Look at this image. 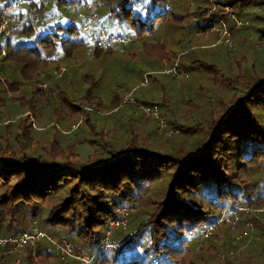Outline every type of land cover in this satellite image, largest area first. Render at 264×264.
<instances>
[{"label": "trees", "instance_id": "1", "mask_svg": "<svg viewBox=\"0 0 264 264\" xmlns=\"http://www.w3.org/2000/svg\"><path fill=\"white\" fill-rule=\"evenodd\" d=\"M79 1L86 0H0V9L13 6L14 10L8 14L15 16L5 22L6 31L0 30V36L15 34L17 37L6 47L0 43V238H15L36 225L53 238L63 237L83 254L93 255L88 264H97L95 258L104 245L105 230L110 221L118 218L117 210L141 199L147 184L165 173L167 181L162 198L152 207L149 204L139 213L135 211V216L130 215L129 223L134 227L119 242L116 241L117 249L107 248L112 249L109 251L113 254L109 262L233 264L227 258H222L224 263L220 261L224 251L228 254V247L222 240H226V233L239 232L243 223L216 225L215 222L222 209L239 205L264 207V67L257 68L245 56L235 57L237 71L244 74L243 71L247 70L251 75L239 95H231L224 102L218 101L224 112L215 118H212L210 107L202 109L198 119L183 117L182 114L198 112L199 104L189 103V100L182 101L184 107L180 108L178 103L171 104L163 97L159 102L138 99L159 106L168 126L174 127L176 133L180 132L181 137L177 140L158 133L153 121L144 118L134 106L119 107L122 97L117 96H112L109 104L103 105L98 96L77 95L72 99L77 101V107L64 111L62 119L53 120V115L47 116V112L57 115L55 107L38 110L37 106L43 100L44 83H53V90L62 83L64 68L58 67L53 76L45 73L50 61L60 59L56 51L69 48L63 57H70L75 54L72 49L92 47L98 51L115 42L101 39L96 31L99 27L94 24L96 21L86 22L87 14L76 25L69 10ZM110 1L109 15L115 10L125 17L129 15V0ZM254 1L259 0L226 2L240 8ZM12 26L16 27L12 29ZM83 26L88 29L83 31ZM92 35H95L94 42L90 41ZM101 42L105 43L104 46ZM180 59L178 57L175 62L186 71ZM227 59H221L224 66H227ZM186 62L201 65L195 59H186ZM202 69L211 68L202 64ZM211 70L210 88L228 89L222 82L223 72ZM158 73L145 72V75L150 80ZM55 74L58 79H54ZM21 88L29 89L30 97L18 100L25 103H22L24 108L20 115L8 117L6 103L14 102L10 95L19 93ZM143 88L146 87L136 91ZM204 89L202 86L197 89L202 90L203 97L206 96ZM57 92L61 94L59 90ZM44 94L51 95L48 91ZM43 101L49 103L47 99ZM93 110L96 116L92 119L90 113ZM78 112L80 118L74 121L72 116ZM118 112L128 120L127 123L122 124L116 119L101 120L103 116ZM136 113L140 114L139 118ZM61 120L66 128L59 131L57 126ZM44 123H53L50 126L53 129L45 128ZM79 128L82 137H77L74 144L69 142L71 139L67 136ZM116 131L123 136L119 139L113 137ZM155 132L164 137L157 147L152 145ZM193 133L199 136L194 139ZM90 135L92 138H88ZM54 137L59 139V145ZM83 144L90 148L87 153L81 151ZM254 173H261L260 181L251 180ZM201 195H207L205 204L197 201ZM249 219L259 237L247 243L246 238L238 239L245 248L238 254L237 264H245V258L239 256L245 251L255 254L250 255L255 259L264 254V212ZM210 225L209 235L203 236L201 231ZM186 235L211 239L215 246L204 250L202 241H199L193 247L198 254L193 255ZM37 243L34 247L23 246L17 264H51L49 257L54 254V259L58 258L52 249ZM137 246L141 249H136ZM7 250L9 245L0 246V264H14L16 257L11 259L14 253H6ZM3 254L7 257L3 258ZM122 254L127 256L117 259ZM58 259L61 262L53 264L65 263Z\"/></svg>", "mask_w": 264, "mask_h": 264}, {"label": "rangeland", "instance_id": "2", "mask_svg": "<svg viewBox=\"0 0 264 264\" xmlns=\"http://www.w3.org/2000/svg\"><path fill=\"white\" fill-rule=\"evenodd\" d=\"M226 1L227 0H129L130 10L127 12L129 14L127 17L122 15L119 11L116 12V10L114 14L109 15L108 11L112 6L110 0L79 1L78 5L69 10L71 12L70 15L75 17L74 21L76 25L78 26L81 23L86 14L88 16H86L87 18L93 15V20L96 21L94 24L101 29L103 28L107 35H112L114 38L110 37L113 38L115 42L111 43L109 48H102L98 51L93 50L92 47H86L85 50L77 49L76 51L72 49L75 54L70 57H63L69 51V48L57 50L56 52H58L60 59L50 61L46 66L47 70L45 73L49 72L50 76H53V73L58 67L64 68L63 72L65 74L60 80L62 83L57 88L61 94L57 92V90L51 89L53 83H44L42 89L44 92L48 91L51 95L44 94V92V95L41 94L43 100L47 99L49 103L40 100V106H37L38 110L42 107L51 109L55 107L57 110V113H55L57 115H54L52 112H47V116L53 115V120H60L64 117V111L66 112L67 110L77 107V101L72 99L77 95L82 96L84 94H89L94 97L98 96L102 100L103 105L109 104L112 96H117L119 98L123 97L125 92H129L133 85L142 80L146 71L154 70V72L159 73L152 75L150 80L147 79L149 84L144 86L146 88L133 92L131 94L132 98L159 102L160 98L163 97L168 99L171 104L178 103L180 108L184 107L182 101L189 100V103L195 102L199 104L196 114L190 113L191 115H188L180 112L183 117L191 116V118L198 119L200 117V111H203L202 109L206 107L211 108L213 114L212 118L222 114L224 109L222 105L217 104L218 101L224 102V100L231 95L232 97L239 95V91L243 85L248 82L251 75V73L248 74L247 70L243 71L244 74L237 71L234 63L235 57L239 55L245 56L249 58L257 68L262 69V67H264V0H259L258 2L254 1L251 5L240 8ZM11 10L13 11L14 8L9 5L0 9L1 31H6V28L3 27L5 23L2 25L4 21L7 22L15 18V16L8 14V11L10 12ZM62 13L65 14L66 12ZM228 14H233L240 20L242 25L236 28L233 21L227 19ZM218 20L224 21L231 29L233 39L231 47H227L226 45H224L225 47L222 46L223 42L219 40L217 33L212 30L213 25H216ZM15 27L16 26H12V29ZM106 34L104 35L106 36ZM12 40H17L15 34L10 37L0 36V43L4 47H6L7 44H13ZM226 50L233 51L234 53L227 54ZM184 53L187 54L182 56ZM178 57L181 58L182 66L186 71L179 67L176 62V66L183 70L184 74L180 79L175 80L171 75L164 72L162 73V71L171 68ZM222 58H228L226 61L227 66L222 64ZM186 59L188 61L189 59H195V61L201 63V65L199 66L197 63L187 64ZM202 64H205L208 68L222 71L224 74L222 82L224 85L228 86V89L210 88V83H212L211 74L213 72L211 69H202ZM18 73L20 72L18 71ZM37 77H39L38 74ZM54 79H58V75L55 74ZM1 81L0 78V82ZM199 86L205 88V97L201 96L202 90H197ZM28 91L29 89L27 88H21L19 93L10 95L14 102L6 103L5 110L8 117L14 118L22 113L25 103L20 101L28 100L30 97ZM145 93H148V95L144 96ZM200 105H203V108ZM137 110L140 112L139 109ZM93 112L94 110L90 113L92 119L96 116ZM43 114H45V112ZM79 114L80 112L72 116L74 121L80 118ZM136 117L139 118L140 114L136 113ZM205 118H207V116ZM103 119H116L122 124L128 121L123 119L121 112L101 117V120ZM47 120H49V118H47ZM197 122L200 121L198 120ZM116 124L115 122L114 126ZM51 125H53V123H44V127L49 128V130L53 129V127H50ZM65 128L64 120H61V124L59 127L57 126V129L62 131V129ZM122 136L120 131H116L113 134V137L116 139ZM154 136L155 138L152 141V145L157 147V145L162 143L164 137L158 136L157 134ZM191 136L196 139L199 134L193 133ZM67 137L71 139L69 142L74 144V140L77 137H82L80 128L72 131ZM180 137L181 134L178 131V133L174 134V136L172 135L170 139L177 140ZM88 138H92L91 135ZM57 139L58 138H55V143L59 145L60 141ZM80 148L82 153H87L90 149L89 146L85 144ZM261 178V173H254L251 180L260 181ZM166 181L167 175L163 173L158 179L147 184L146 191H144V196H142L141 199H137L133 204L125 205L127 206L125 208H131L125 228L119 226L113 228L108 238L109 241L114 243L116 249L118 245L116 241L119 242L134 227L130 226V215L133 213L131 215V217H133L136 215L135 211L139 213L140 209L148 208L149 204L150 207H152L154 202L159 201L163 196ZM206 200L207 195H201L197 199L198 202L203 204L206 203ZM256 232V228L252 227L249 231V241L254 239V237H259L258 232ZM238 233L239 232L226 233V240L222 241H224L225 246L228 247V254L226 255L227 251H224L220 261H222V258H227V260L232 261L233 264L239 263L238 254L244 250L245 246L244 244H239V241L242 240H235L232 238ZM185 237L188 246L194 252L193 255L198 254V251L193 247L197 246L199 241H202L204 250L207 249L208 246H215L211 239L201 240L200 238L189 235ZM249 241L246 239V243ZM219 243L220 242H218V245ZM37 245L52 249L51 245L45 239H40ZM218 245L217 250H219ZM135 248L138 250L141 249L138 246ZM22 250L23 249H21L20 252L11 254V259L16 257L14 264L18 263V257L22 254ZM78 250L80 251L79 248ZM100 250L101 251L97 253L98 256L95 258L96 263L98 262L97 264H119L118 262H109L113 255L109 250L112 249L107 250V248L103 249L101 247ZM114 250L115 249L112 251ZM250 255L255 254H249L248 251H245V253L239 256L245 258V264H264V254L258 255L257 259ZM3 256V258L7 257L6 255ZM126 256L127 254H122L119 255L117 259L120 260ZM193 257L195 259V256ZM54 258V254L53 257H49V262L51 264L55 261L58 263L61 262H59L57 257L56 260ZM101 260L104 261L100 263ZM69 261L71 264L74 262L73 260ZM153 261L156 262L157 260L154 259ZM10 264L13 263L11 262ZM22 264L25 263L23 262ZM76 264L78 263L76 262Z\"/></svg>", "mask_w": 264, "mask_h": 264}, {"label": "built area", "instance_id": "3", "mask_svg": "<svg viewBox=\"0 0 264 264\" xmlns=\"http://www.w3.org/2000/svg\"><path fill=\"white\" fill-rule=\"evenodd\" d=\"M92 19H94L93 15L90 18H87L86 22L88 23ZM227 19L232 20L236 28L242 25L240 20L237 19L233 14H228ZM4 23L5 21L2 23V25ZM87 29L88 28H86L85 26L82 27L83 31ZM212 30H214L217 33L219 40L223 42L222 46L224 45H226L227 47L232 46V43H233L232 32L224 21L218 20L216 25H213ZM96 31L99 33V37L101 39L105 38L104 40L105 41L107 40V42L114 41L113 38L104 35L105 33L103 29L98 28L96 29ZM94 40H95V35H92L90 41L94 42ZM99 40L100 39H98V41ZM104 44H105L104 42H101L102 46H104ZM163 72L171 75L172 78L175 80L180 79L184 74V71L176 66V62L172 64L171 68L167 70H163L162 73ZM147 85H148L147 77L146 75H144L141 81L133 85L131 89L129 90V92L123 95L118 106L124 107V106L132 105L140 110L144 118H149L153 121L156 127V131L158 133H164L167 136H172L176 134L177 132L176 129L174 127L168 126L166 119L161 115L159 106L157 104H146V103L140 102L134 97L133 98L131 97V94L135 92L138 88H141ZM130 210L131 208L128 209L125 207H120L117 210L118 218L116 220L110 221L108 227L105 230V234L103 238L104 245L102 246L103 249L104 248L115 249V245L108 240V237L111 234V231L113 230V228L117 226L125 228L126 223H127L126 222L127 215L129 214ZM260 212H264V207L254 208L248 205H239L232 209H227V208L222 209L220 212V216L218 220L215 222V224L216 225H219L221 223L232 224L238 221H242L243 228L239 231L238 234H236L232 238L235 240H238L240 238H246L247 241H249L250 240L249 231L252 229V225H251V221L249 217L252 215H256ZM211 228H212V225L202 230L201 231L202 235L208 236ZM40 239H45L51 245L52 250L58 256V258L65 261L64 264H71L69 260L77 261L78 264H88L92 261V258L94 257L93 255L83 254L73 244H71L69 241H67L63 237H60V238L51 237L50 235L42 231L36 225H32L28 230L20 233L15 238H0V246L9 245V250H7L6 253H10V252L16 253V252H20L23 246L25 245L34 247L35 244Z\"/></svg>", "mask_w": 264, "mask_h": 264}, {"label": "crops", "instance_id": "4", "mask_svg": "<svg viewBox=\"0 0 264 264\" xmlns=\"http://www.w3.org/2000/svg\"><path fill=\"white\" fill-rule=\"evenodd\" d=\"M173 62H174V61H173ZM152 71H154V70H151V71H146V72H152ZM130 89H131V88H130ZM126 93H127V92H126ZM159 109H160V108H159ZM161 115H162V114H161ZM3 255H4V254H3ZM3 255H2V257H4Z\"/></svg>", "mask_w": 264, "mask_h": 264}]
</instances>
